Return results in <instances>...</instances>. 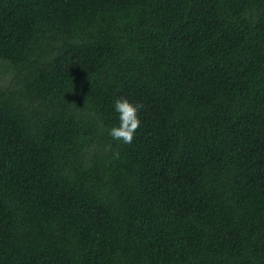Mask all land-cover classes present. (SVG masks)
Masks as SVG:
<instances>
[{
	"label": "trees",
	"instance_id": "1",
	"mask_svg": "<svg viewBox=\"0 0 264 264\" xmlns=\"http://www.w3.org/2000/svg\"><path fill=\"white\" fill-rule=\"evenodd\" d=\"M0 264H264V0H0Z\"/></svg>",
	"mask_w": 264,
	"mask_h": 264
},
{
	"label": "clouds",
	"instance_id": "2",
	"mask_svg": "<svg viewBox=\"0 0 264 264\" xmlns=\"http://www.w3.org/2000/svg\"><path fill=\"white\" fill-rule=\"evenodd\" d=\"M142 108V104L134 103L127 97H120L115 100L114 109L118 113L119 124L109 129L108 133L113 140L123 144L133 142L135 133L141 125L139 113Z\"/></svg>",
	"mask_w": 264,
	"mask_h": 264
}]
</instances>
